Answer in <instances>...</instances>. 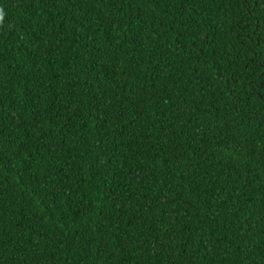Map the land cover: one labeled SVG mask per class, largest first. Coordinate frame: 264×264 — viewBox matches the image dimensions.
Wrapping results in <instances>:
<instances>
[{"label": "trees", "instance_id": "trees-1", "mask_svg": "<svg viewBox=\"0 0 264 264\" xmlns=\"http://www.w3.org/2000/svg\"><path fill=\"white\" fill-rule=\"evenodd\" d=\"M0 264H264V0H0Z\"/></svg>", "mask_w": 264, "mask_h": 264}]
</instances>
